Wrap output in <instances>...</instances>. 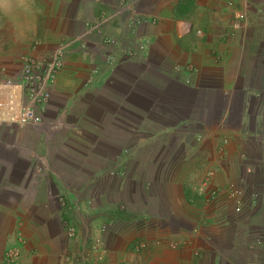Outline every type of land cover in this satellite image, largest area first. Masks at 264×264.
<instances>
[{
	"label": "rangeland",
	"instance_id": "obj_1",
	"mask_svg": "<svg viewBox=\"0 0 264 264\" xmlns=\"http://www.w3.org/2000/svg\"><path fill=\"white\" fill-rule=\"evenodd\" d=\"M151 5L140 0H72L66 36L44 51L51 53L61 41L68 42L41 122L25 126L0 122V209L12 213V206H23L27 217L36 211L45 224L44 240L52 238V247L62 250L63 259L71 253L91 255L100 237V249L106 255L110 236L127 231L129 220L142 210L148 211L154 223L165 221L172 228L191 229L205 206H215L208 200L210 188L223 190L232 182L250 188L255 174L249 172L264 168L259 156L249 161L247 146L238 148L244 149L239 158L229 154L228 149L234 152L236 148L227 147L226 137L216 140L219 133L209 125L219 115H206L202 107L205 89L215 91L204 69L193 65L182 49L178 54L160 49L165 45L180 49L186 42L180 46L181 38L171 30L162 40L158 37V49L148 47L142 34L153 21L147 23L143 16ZM76 8L78 19L71 18ZM194 41L190 37L187 44ZM247 41L255 48L246 47L245 55L237 54L238 60L249 65L241 85L247 94L233 88L218 107L228 119V108L245 104L250 114L243 115L244 137L258 138L264 136V95L261 100L252 90L264 85V40ZM34 44L36 48L37 42L29 49ZM1 53L0 68H6L7 74L16 72L19 62L4 60ZM196 101H202V106L193 109ZM179 119L185 123L177 125ZM3 149L8 154H2ZM213 158L233 172L225 185L215 181ZM245 167L250 170L246 169L247 174ZM255 176L259 184L264 182L263 175ZM258 191L261 196L243 213L222 206L223 211L213 215L219 213L218 222L221 216L232 222L229 228L235 251H221V236L229 231L222 226L225 223L217 221L204 222L198 236L202 244L205 246L206 226L217 227L215 255L224 252L234 264H264V191ZM175 192L183 196L179 203L174 200ZM98 206H118L121 220L107 216L98 225L92 217ZM68 227L74 231L72 236L67 235ZM97 229L100 235L93 238ZM15 239L17 264H21L26 240L21 233ZM174 245L170 243L172 249L181 248L183 242ZM185 247L193 264H206L204 250L198 256L192 239ZM7 250L5 264H9ZM228 254H232L230 258ZM102 263V258L89 262Z\"/></svg>",
	"mask_w": 264,
	"mask_h": 264
},
{
	"label": "crops",
	"instance_id": "obj_2",
	"mask_svg": "<svg viewBox=\"0 0 264 264\" xmlns=\"http://www.w3.org/2000/svg\"><path fill=\"white\" fill-rule=\"evenodd\" d=\"M141 1L152 4L144 10L146 14L143 16L147 23L153 21L152 24H147L149 28L147 31L144 30L145 33L142 34V38L147 40L148 47L151 50L158 49V37L161 36L160 40H162V35L166 31L170 32L172 30L173 35H176L179 39L181 38L180 46L185 42L186 45L180 49L179 46L165 45L160 47L161 51L167 49L178 54L179 50L182 49L193 65L203 68L208 74L207 82L214 84L212 85L214 92H210L209 88L205 89L204 106H202V101H199L200 104L196 101L192 108L195 109L194 107H196L197 109L198 106H202L206 115H219V118H214V123L209 125L213 132L217 131L219 133L216 140L219 141V139L226 137L228 139L227 147L230 149L236 148L234 152L228 149L229 154L232 156L239 155L240 158V152L244 149L240 151L238 148L247 146L249 148V161H254V156L264 159V136L258 138L244 137L243 115L250 114L246 110L245 104L228 108L226 113V115H230L228 119H224V113L221 114V109L218 107L219 101H225L233 88L238 89L243 95L247 94L246 89L241 85L244 84V69L246 66L249 69V65L245 61L238 60L237 54L243 56L246 53V47L255 48L254 44L247 45V40L249 42L264 40V0H237L233 7L227 5V0ZM70 2L72 0H0V44L5 45L1 46L0 49L2 59L16 61L18 50L21 54H23L21 49L30 51V45L35 42H37L35 51L38 53H44V51L52 49L61 36H66L64 30L67 27L68 20L70 21L67 14ZM237 10H242L245 13L246 22L241 29L233 31L231 22ZM79 17V9L76 8L71 18L78 19ZM190 37H194L195 41L192 44H187V39ZM262 66L264 67V61ZM228 84H233V87L230 89ZM252 91L253 95L262 100L264 85L255 86ZM113 119L110 120L112 124ZM184 123V120H180L177 125ZM125 140V143L128 142L130 137L125 138ZM8 152V149L2 150V154H8ZM212 160V167L216 169L215 181L222 185L230 177L233 178V172L229 167L222 164V162L219 166L218 161L214 158ZM246 169V167L243 169L245 173L247 172ZM243 170L240 171V174ZM253 172L255 175L264 176V168L256 172L251 170L249 174H253ZM255 175L253 176L254 179H256ZM254 179L253 185L246 188L247 193L261 189L264 191V182L259 184ZM2 190H0V193H2ZM259 194L261 196L260 192ZM182 197L180 193L176 195L175 192L174 200L176 203H179ZM223 198L224 194L221 193L219 199ZM14 200L15 202L18 201L17 198H14ZM217 205L205 206V209L197 214L193 227L186 230L172 228L165 221L160 224L161 222L156 220L154 223L147 210L145 212L144 210L140 211L139 215L137 214L136 217L129 220V225L126 226L127 231H115L110 236L107 242L106 255L102 254L103 251L100 253V257L103 259L102 264H193L191 256L184 251L187 250L185 246L188 245L191 239L198 256H201L202 250H204L206 264H234L225 257L224 252L219 255L213 253V246L217 247L214 244L216 239L214 236L216 235L215 229L217 227L206 226L208 227L206 230H212V233L207 234V231L205 232V246L202 244L201 238L198 237L202 232V226L206 224L204 222L208 220L218 222L217 214L219 213H216V217L213 215L215 212L223 211V209L218 202ZM174 207L171 206L170 209L174 210ZM12 208L14 210L12 213L0 209V264H5L4 253L7 249L13 247L16 242V234L19 233L26 240V244L21 248V264H67V256L77 255L71 253L63 259L62 250L57 252L52 247L53 239L44 240L45 224L40 222L36 211L32 217H27V211L23 206H12ZM118 208V206H98L93 209L92 217L98 225L107 216H112L114 219L118 217V220H121V214L117 212ZM114 215L115 217H113ZM221 218L218 224L225 223L222 226L229 233L221 236L222 248L220 249L221 251L227 249L232 253L235 249H233V237L230 233L232 229L230 230L229 226L232 227L233 224L224 219L223 216ZM99 233L100 230L97 229L96 236L93 238L99 236ZM193 235H196L195 239ZM99 240L102 242L101 237L96 242ZM178 242H183L181 248L172 249L170 247V243L176 245ZM92 250H94V246ZM230 255L232 254H228L229 258ZM90 256L92 261H95L96 253Z\"/></svg>",
	"mask_w": 264,
	"mask_h": 264
},
{
	"label": "built area",
	"instance_id": "obj_3",
	"mask_svg": "<svg viewBox=\"0 0 264 264\" xmlns=\"http://www.w3.org/2000/svg\"><path fill=\"white\" fill-rule=\"evenodd\" d=\"M131 3L133 0H121ZM237 0H227V5L233 7ZM246 22V15L241 10L234 13L231 22L233 31L242 28ZM68 42H60L57 48L51 53H38L35 51V44L32 45L28 53L19 54L17 62L19 69L13 74H7L6 68H0V122L10 125L25 126L37 125L41 122L42 116L48 106L53 84L56 75L62 69L65 60V51ZM249 172L250 170L247 169ZM223 193L224 198L219 199ZM258 199L256 192L247 193L242 186H237L233 182L229 183L223 190L218 186L209 189L208 200L217 205L231 206L237 213H243L247 206ZM222 200V201H220ZM218 206V205H217ZM74 231L67 228V235L72 236ZM100 241L94 245L91 255H95L96 260L103 251L100 249ZM18 247H12L7 251V261L9 264H17ZM103 254V253H102ZM92 257L88 254L80 256H67V264H89Z\"/></svg>",
	"mask_w": 264,
	"mask_h": 264
}]
</instances>
